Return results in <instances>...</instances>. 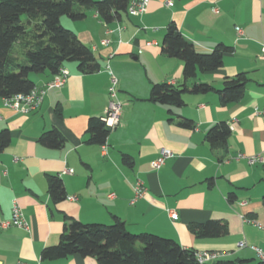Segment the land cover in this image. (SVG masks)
I'll return each mask as SVG.
<instances>
[{
	"label": "crops",
	"instance_id": "0c3cea01",
	"mask_svg": "<svg viewBox=\"0 0 264 264\" xmlns=\"http://www.w3.org/2000/svg\"><path fill=\"white\" fill-rule=\"evenodd\" d=\"M61 23L92 49L100 70L84 75L77 63H67L65 86L50 90L40 109L28 115L5 107L0 99V131L13 134L11 145L0 153V264H98L79 255L42 259L45 248L60 243L68 218L106 226L117 218L131 234L151 233L196 253H216L218 260L258 264L253 248L264 250V166L236 157L264 154V0H150L141 16L123 15L106 24L89 12L82 21L63 17ZM170 24L200 53L209 54L221 44L233 48L220 70L199 72L187 84L191 89L207 83L221 90L228 78L245 73L248 82L240 102L223 105L215 92L186 93L181 107L150 101L156 84L185 85L184 63L162 53ZM109 71L123 103L120 123L108 127L105 145H90L88 123L103 118L109 105ZM30 78L41 88L54 75L46 71ZM180 118L195 128L180 127ZM220 123L231 130L226 147L206 140ZM54 128L66 138L62 149L39 141ZM162 149L173 157L155 170L152 162ZM124 156L131 157L132 165L124 163ZM50 176L64 183L67 197L60 203L50 196ZM138 181L147 193L132 204ZM15 205L29 230L11 224ZM210 221L225 223L227 233L201 237L196 226Z\"/></svg>",
	"mask_w": 264,
	"mask_h": 264
},
{
	"label": "trees",
	"instance_id": "16d2710c",
	"mask_svg": "<svg viewBox=\"0 0 264 264\" xmlns=\"http://www.w3.org/2000/svg\"><path fill=\"white\" fill-rule=\"evenodd\" d=\"M132 0H0V99L28 95L36 88L31 74L46 71L56 75L67 63H77L80 72L90 75L100 70L92 49L82 43L77 34L64 27L63 17L82 21L89 12H95L106 24L128 15ZM233 48L218 45L209 54L197 51L175 24H170L162 43V53L184 63L185 85L181 88L168 84H156L150 101L181 107L186 93L219 95L223 105L240 102L248 82L245 73L228 78L221 90L207 83H195L190 89L188 82L196 79L199 72L220 70L226 54ZM61 117V110H57ZM179 126L194 129L191 120L180 118ZM110 129L102 118H92L87 128V143L103 146ZM231 130L220 123L209 130L206 140L212 146L226 147ZM13 140L10 130L0 131V153ZM40 143L50 149H62L66 138L56 128L44 133ZM124 163L132 165V159L124 156ZM49 193L55 203L66 199L63 181L58 176L49 177ZM233 200V196L230 197ZM203 238L224 236L227 225L210 221L196 226ZM79 255L94 258L98 264H199L196 251L183 248L177 241L151 233L131 234L120 219L110 225H84L68 218L60 243L42 252L43 260H60ZM209 264H239L234 260H217ZM258 264H263L259 262Z\"/></svg>",
	"mask_w": 264,
	"mask_h": 264
},
{
	"label": "built area",
	"instance_id": "2783aa9c",
	"mask_svg": "<svg viewBox=\"0 0 264 264\" xmlns=\"http://www.w3.org/2000/svg\"><path fill=\"white\" fill-rule=\"evenodd\" d=\"M150 0H132L128 7V14L131 16H141L147 11V7ZM168 7H171L172 2H167ZM217 11V10H216ZM238 35H242V30L237 28ZM103 45L107 46L109 44L108 40L102 42ZM261 58L264 60V44L261 48ZM111 87L109 89V105L107 108L106 115L102 120L110 128H114L120 123V117L123 109V103L119 99V91L117 88L118 81L111 71ZM69 78V72L65 67L61 68L59 72L54 75V78L49 83L45 84L41 88H35L28 95H17L12 98L3 99L5 107H8L15 112L28 115L36 112L40 109L43 104L44 98L47 93L56 88H62L65 86ZM264 114V110L260 112ZM2 117L0 116V120ZM173 157V153L168 149H162L158 158L152 162V168L155 170H160L167 160ZM236 160H245L250 166L262 165L264 166V154H257L253 156H247L245 154H238ZM146 188L141 181H138L135 186V197L132 204L137 202L146 196ZM75 198H72L74 200ZM173 220H177L178 215L176 213L169 212ZM11 224L25 230H29V224L24 217L22 210L15 205L13 208V215ZM8 226V223L3 224ZM245 244H241L240 247H244ZM256 251L257 257L261 263L264 264V250L260 248H253ZM196 257L199 264H209L217 261L220 256L212 252H202L196 253Z\"/></svg>",
	"mask_w": 264,
	"mask_h": 264
},
{
	"label": "rangeland",
	"instance_id": "374dc122",
	"mask_svg": "<svg viewBox=\"0 0 264 264\" xmlns=\"http://www.w3.org/2000/svg\"><path fill=\"white\" fill-rule=\"evenodd\" d=\"M65 18H67V17H65Z\"/></svg>",
	"mask_w": 264,
	"mask_h": 264
}]
</instances>
